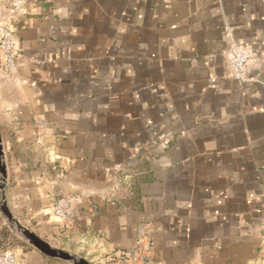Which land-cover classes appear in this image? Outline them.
Masks as SVG:
<instances>
[{
	"label": "crops",
	"instance_id": "0c3cea01",
	"mask_svg": "<svg viewBox=\"0 0 264 264\" xmlns=\"http://www.w3.org/2000/svg\"><path fill=\"white\" fill-rule=\"evenodd\" d=\"M27 7L14 24L21 66L7 79L0 68L13 218L110 264L142 227L153 264H264V0ZM234 43L254 52L258 81L232 77ZM82 191L71 219L54 214L56 197ZM7 242L18 264H64L25 239Z\"/></svg>",
	"mask_w": 264,
	"mask_h": 264
},
{
	"label": "built area",
	"instance_id": "2783aa9c",
	"mask_svg": "<svg viewBox=\"0 0 264 264\" xmlns=\"http://www.w3.org/2000/svg\"><path fill=\"white\" fill-rule=\"evenodd\" d=\"M30 0H10L0 15V53L2 59L0 68L4 75L15 78L21 62L16 52V37L14 24L22 12L27 11ZM227 61L230 66V73L241 85L250 81H258L256 76H249L248 67L255 59V54L247 47L234 43L226 52ZM122 180H116L113 190L117 191ZM114 195V194H113ZM86 192L58 196L54 199L52 208L54 214L63 221L74 216L75 206L82 204ZM261 247L264 251V222L261 232ZM154 239L151 231L142 227L132 248L111 254L112 264H153ZM109 263L105 261L103 264ZM0 264H18L17 254L12 249L0 248Z\"/></svg>",
	"mask_w": 264,
	"mask_h": 264
},
{
	"label": "rangeland",
	"instance_id": "374dc122",
	"mask_svg": "<svg viewBox=\"0 0 264 264\" xmlns=\"http://www.w3.org/2000/svg\"><path fill=\"white\" fill-rule=\"evenodd\" d=\"M4 78L7 79V76ZM2 178V173L0 171V232L2 235L6 238V241H4L7 245V249L13 248V243L7 242V239H13V238H22L25 239L28 244H31L26 236L23 233L22 226L13 218L9 211L8 201H3V192L4 195H7V188H8V182H6ZM5 184V191H3V187ZM25 228V227H24ZM30 230V229H29ZM32 231V230H31ZM70 242L64 241V244H61L59 247L53 246L54 248L63 250L73 256H75L77 259L75 260H64L58 258L62 263L64 264H77V260L79 258H83L90 262L91 264H103L104 262H101V257L98 256L97 252L92 251L87 244L80 243V244H68ZM11 246H10V245ZM9 245V246H8ZM32 245V244H31ZM33 246V245H32ZM11 247V248H10ZM4 248V249H5ZM13 250V249H12ZM110 264V263H106Z\"/></svg>",
	"mask_w": 264,
	"mask_h": 264
},
{
	"label": "water",
	"instance_id": "95a60500",
	"mask_svg": "<svg viewBox=\"0 0 264 264\" xmlns=\"http://www.w3.org/2000/svg\"><path fill=\"white\" fill-rule=\"evenodd\" d=\"M0 171L2 173L3 180L6 182V180H7V164L5 162V154H4L3 140H2V136H1V129H0ZM124 180L127 183L129 180V176H126V178ZM2 187H3V191H5V184ZM3 201L4 202L6 201V195H4V192H3ZM22 230H23V233L26 236L27 240L33 246H35L37 249H39L41 252H43L44 254L51 256V257L64 259V260H75V259H77L75 256H73V255H71V254H69L63 250L54 248L50 243L45 241L38 234L29 230L28 228L22 227ZM76 262H77V264H91L90 262H88L87 260H85L83 258H79Z\"/></svg>",
	"mask_w": 264,
	"mask_h": 264
}]
</instances>
